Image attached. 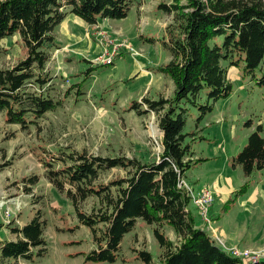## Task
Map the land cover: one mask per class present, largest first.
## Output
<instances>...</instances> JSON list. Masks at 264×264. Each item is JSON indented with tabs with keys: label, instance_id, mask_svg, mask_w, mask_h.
<instances>
[{
	"label": "trees",
	"instance_id": "1",
	"mask_svg": "<svg viewBox=\"0 0 264 264\" xmlns=\"http://www.w3.org/2000/svg\"><path fill=\"white\" fill-rule=\"evenodd\" d=\"M65 6L92 25L102 18H125L131 1L0 0V42L18 33L27 48V55L17 64L0 67V111L8 124L23 128L38 125L47 112L64 105L72 90H75L74 101L78 102L85 84L99 66L83 59L90 65L82 72L84 78L71 85L58 100L46 91L52 80L47 71L48 47L55 44L54 31L68 14L63 9ZM157 8L171 14L174 22L167 26V33L161 39L141 38L153 44L160 40L171 54L165 65L155 69L172 78L175 89L169 98L143 97L142 101L130 104L128 110L138 115L157 114L163 144L159 159L143 162L126 155H95L87 149L62 150L61 157L50 154L44 158L47 178L60 192L66 193L79 221L91 230L96 247L83 253V264L116 262L125 235L136 228L139 220L153 227L162 250L161 264H249L243 257L222 249L199 225L197 211L189 209L192 203L197 210L191 194L178 184L189 170L206 160L194 157L195 151L186 143L189 134L184 128L189 106L199 108L197 121L200 122L214 111L216 101L233 93L228 78L230 67L236 66L245 75H253L262 64L264 0H173V3L171 0V3H159ZM121 55L122 52L115 60ZM115 60L101 65H114ZM259 83L263 86L264 75ZM203 95L207 100L201 103ZM253 124L251 119L245 123L248 127ZM249 135L247 143L231 158L232 166H241L247 178L264 169V124L258 123ZM116 167L126 170L127 175L109 183L98 182L101 172ZM30 182L35 184L38 178L32 177ZM250 185V180L242 184L224 203L223 212L230 211ZM90 197L98 200L99 208L86 213L81 203ZM165 226L173 229L178 237L176 241L166 236ZM45 229L46 221L40 210L25 225L14 226L18 239L0 240V264L42 257L48 243ZM136 258L145 264L153 262L151 252L146 249L136 250ZM255 264H264V257Z\"/></svg>",
	"mask_w": 264,
	"mask_h": 264
},
{
	"label": "rangeland",
	"instance_id": "2",
	"mask_svg": "<svg viewBox=\"0 0 264 264\" xmlns=\"http://www.w3.org/2000/svg\"><path fill=\"white\" fill-rule=\"evenodd\" d=\"M130 1L128 15L122 19H110L109 29L101 25L93 29L86 27L88 38L83 43L70 41L73 39L69 37L63 40L59 34L62 27H56L57 41L48 47L50 60L47 63L52 80L46 91L52 98H62L71 85L84 78L82 72L90 65L83 58L92 61L93 65L99 64L85 84L84 94L77 104H74L75 90H72L62 107L47 112L38 125L25 128L8 124L4 112L0 111V240L18 239L14 226L25 225L40 210L46 221L45 237L48 241L42 257L35 260L21 258L7 264H83V253L96 247L90 228L79 221L72 201L47 178L44 158L50 154L61 157L62 150L87 149L95 155H126L151 162L158 160L163 151L157 114L138 115L128 107L134 101H142L143 97L159 99L160 96L169 98L173 95L175 84L172 78L160 76L158 73L162 72L155 69L165 65L171 54L163 48L160 40L153 44L141 38L154 36L161 39L166 35L167 26L174 22V17L157 7L159 3H171V0ZM63 9L68 16L70 8L65 6ZM102 28L109 36L127 40L133 47L132 50L124 49L114 65L94 62L103 50L91 34L96 35ZM65 45L67 47H62ZM66 49V58L72 55L69 61L61 57V52ZM26 55L27 48L18 33L0 42V67H12ZM229 69L233 93L216 101L213 112L198 122L199 108L189 106L184 128L189 134L186 143L190 144L191 151H195L194 157L206 159L186 173L185 180L194 190L213 182L216 177L230 192L244 183L247 178L241 166L234 168L230 159L247 143L256 125L264 124V84L259 83L264 75V59L253 75H245L236 66ZM206 100L207 96L203 95L201 103ZM249 119L254 121L250 127L245 125ZM126 175V170L116 167L101 172L98 182L109 183ZM32 177H37L38 182L31 183ZM251 178L250 193L255 188H264V170L255 171ZM225 197L226 194L215 195V208H221ZM262 207L264 209V205ZM98 208L99 202L94 197L81 203V209L86 213ZM189 209L197 211L192 203ZM262 221L259 228H264ZM253 222L247 221L243 227L251 226L252 231L256 227L252 226ZM163 231L170 239H178L171 227L165 226ZM135 249L150 251L152 264H161L162 250L153 227L142 220L125 235L116 262L91 264H145L136 258ZM253 249L264 250V247Z\"/></svg>",
	"mask_w": 264,
	"mask_h": 264
},
{
	"label": "crops",
	"instance_id": "3",
	"mask_svg": "<svg viewBox=\"0 0 264 264\" xmlns=\"http://www.w3.org/2000/svg\"><path fill=\"white\" fill-rule=\"evenodd\" d=\"M110 24H112L110 21V18H102V19L98 20L97 24L90 25L86 21H84L82 18L76 16L75 14L70 13L68 16H66V18L63 20V22L60 23V26L62 27V32H60L59 34L61 35V38H63V40H65L69 37V38L73 39L70 41H78V43H83L88 38L87 37L88 32H85L86 27H91L93 29V27H95L96 25H99V26L101 25L102 27L104 26V27L109 29ZM86 31H88V30H86ZM91 37L97 43H99L98 37L96 35L91 34ZM56 41H57V37H56ZM62 47H67V45L62 46ZM67 50L68 49L61 52V54L63 56H61L60 54H58V56H61L62 59L65 58L66 60L69 61V59L72 58V55H70L69 57L66 58V56L68 55ZM64 52H66V53H64ZM83 59H86V58H83ZM147 70L151 72V70H149V69H147ZM158 74H161L160 76H165L167 78V76L164 75L163 73H158ZM159 78H161V77H159ZM81 97H80V100H81ZM73 100H75V97L73 98ZM78 102L74 101V104H77ZM260 123H262V122H260ZM233 156H235V155H233ZM230 162H231V159H230ZM236 168H237V166H236ZM262 170H264V169H262ZM257 171H261V170H257ZM247 180L251 181V185H250V188L248 189V191L244 195H241L237 199L236 204L232 207V209L230 211L223 212L222 207H223L224 203L230 197H232L234 195V192L242 184H244ZM259 181H261V180H259ZM244 183H242L237 189L232 190L230 192V189H227L224 185L222 186L216 177L213 182H208V184L202 185V186H200V188L196 189V190H200L203 187L209 186L213 190L214 196L215 195L216 196L217 195L223 196V194H226L225 198H227V199L225 201L222 200L223 205L221 204L222 205L221 208H215L214 202H216V198H215L213 204L210 206L211 209H210L209 215L211 217V227L210 226L206 227L205 223H203L198 209H197V213L200 217L199 222H198L199 225L202 224V227L204 226L203 228L212 237H214V239L216 240V243L222 249H225V250L230 251V252H231L232 248H239L240 247L242 249H253V248H263L264 247V228H259V224H262V222H263L262 220H264V209L262 207L264 205V188H260V189L255 188L254 192L250 193L251 186L253 183V179L251 178V176L249 178H247L244 181ZM252 220L254 221L252 226H256L252 231L250 230L251 226H248V228L243 227V224L245 222L247 223V221H249L252 223Z\"/></svg>",
	"mask_w": 264,
	"mask_h": 264
},
{
	"label": "built area",
	"instance_id": "4",
	"mask_svg": "<svg viewBox=\"0 0 264 264\" xmlns=\"http://www.w3.org/2000/svg\"><path fill=\"white\" fill-rule=\"evenodd\" d=\"M98 27V25H96ZM103 29V28H102ZM99 30L96 33L98 37V42L103 50L101 56L97 58L94 62L102 63V64H111L114 62L115 57L124 51V49L132 50L133 47L131 43L127 40L118 39L115 37L109 36L104 29ZM157 144H161L158 140H156ZM179 188H186L191 194L193 203L199 209L200 217L205 223L206 227H211V217H210V206L213 204L215 200V196L213 194V190L211 187H203L200 190H194V188L187 182L185 179H181L178 184ZM231 252L234 256L243 257L249 264H255V262L264 257V250H256V249H238L232 248Z\"/></svg>",
	"mask_w": 264,
	"mask_h": 264
}]
</instances>
